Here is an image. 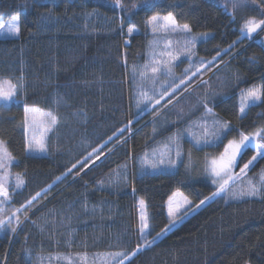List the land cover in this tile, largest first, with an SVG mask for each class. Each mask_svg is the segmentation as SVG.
<instances>
[{
	"label": "trees",
	"instance_id": "trees-1",
	"mask_svg": "<svg viewBox=\"0 0 264 264\" xmlns=\"http://www.w3.org/2000/svg\"><path fill=\"white\" fill-rule=\"evenodd\" d=\"M122 2L125 10L111 0H0V18H20L19 36L0 39V79L22 85L7 106L0 103V139L14 157L10 170L24 180L21 188L9 189L8 205L13 212L41 193L28 220L17 213L21 223L14 222L15 236L0 239V264H56L59 256L81 254L131 255L143 244L140 200L149 209L153 238L169 223L167 202L176 190L188 195L194 207L216 192L207 172L212 152L229 136L264 126V102L251 105L244 115L238 111L239 92L264 85V31L259 30L222 55L212 68L210 88L202 85L190 95L182 87L172 104L165 101L155 112L143 114L136 107L132 68L146 61L151 16L171 12L196 33L213 32L196 47L199 58L210 60L239 39L246 17L240 9L227 3L225 11L220 6L224 0ZM256 9V15L264 16ZM132 25L139 32L126 43L124 33ZM206 92L209 107L233 129L217 146H198L184 134L204 113L199 102ZM25 107L58 115L59 126L49 134L42 156L26 150ZM130 120V130L121 135ZM175 133L183 137L188 153L177 170L143 171L142 157ZM94 148L103 153L99 161L93 165V156L88 167L81 171L77 164L62 182H55ZM254 154L252 147L244 151L236 171ZM250 170L257 180L264 158ZM125 264H264V188L259 196L209 199Z\"/></svg>",
	"mask_w": 264,
	"mask_h": 264
},
{
	"label": "snow or ice",
	"instance_id": "snow-or-ice-1",
	"mask_svg": "<svg viewBox=\"0 0 264 264\" xmlns=\"http://www.w3.org/2000/svg\"><path fill=\"white\" fill-rule=\"evenodd\" d=\"M111 2L113 3L114 7L125 10V5L122 0H111ZM230 2L232 7L236 8L242 3H248L249 0H230ZM251 2L254 3L255 0H251ZM220 6L224 7L225 11H227L226 2L221 3ZM132 7L135 8L137 7V5L133 4ZM261 14L264 15V12H262ZM123 23L124 20L123 18H121V26H123ZM147 26L151 29L154 35H158L159 33L163 32L165 34V38L168 34L172 33H183L187 36V41L183 48L180 50H172V42L170 40H167V42L164 44V50L159 53V56L161 58L156 59L155 57L157 54L153 52L151 54V63L144 66L145 70H150V72L153 74L151 79L153 80L154 84L157 82L156 74H163L166 77L172 78V83L166 85L161 84V91L159 93H156L155 91H153L152 94H149L147 91H141L140 93H138L136 97L137 109L140 111H147L148 109H151L155 112L157 111V107L161 105V101H165L166 98V104H172V98L178 91L181 90L182 86L183 93H187L189 92V90L195 91L196 88H199L202 85L208 86L210 88L211 85L209 84V81L203 79L204 73L212 71L213 66L217 64L218 60L222 62V55H227L229 52H231V50L245 37L248 39H252L253 34L258 33V30L264 31V19H257L255 17L246 19L239 28L240 37L238 40L233 41L232 44H230L225 49L217 50L216 55L213 56L210 60H204L203 58H201L198 61H193L191 59V57L195 55L193 49L195 48L198 40H204L208 38V33L192 35V28L190 27V25L187 23L183 24L182 26L178 25L174 15L171 12H169L165 16H160L159 14L151 16L147 20ZM136 31L137 29L134 25L129 26L127 28L126 35L128 37H132ZM19 33L20 26L18 16L11 17L8 23L0 21V36L18 37ZM126 43H128V41H126ZM155 43L156 46H158V42ZM181 55L187 56L190 63L189 67L184 69L183 77L177 78L172 71V67L173 63L179 60ZM252 59L255 58L253 57ZM135 71L136 69L133 68V72ZM140 76L142 79H147L145 71H141ZM177 79L179 80V83H176ZM21 86L22 85L19 83H13L10 79L0 80V101L4 102L3 106H7V104L16 97L18 88ZM207 96L208 93L206 92L204 99H201L199 103L206 115L213 116L211 126H209L206 119L202 120V122L198 125V127L201 129V134L199 136L191 131V126L186 129L189 135L193 137L196 144H200L201 142L205 144H208L210 142H220L227 137L229 132L233 131L229 121H222L219 118H216V114L213 112V108L209 107ZM181 98H183V96H181ZM259 102H264V85H253L252 87H249L247 89H242L239 92L238 111L241 115H243L246 113V109H248L251 105H255ZM177 103H179L178 100ZM141 105H144V108H141ZM24 112L25 116L23 124L26 132V150L36 153L46 152L48 148L49 134L53 133L58 128L60 123L58 115L53 113L52 111L45 112L35 107H25ZM136 122L138 123V121ZM133 123L134 122L130 120L128 122V125L119 130L120 134L123 135L125 131H129L130 126ZM29 131H31L32 133L31 138H29L27 135ZM179 138L180 137L178 134H174L169 138V144L165 145L169 153H171L172 151L171 146H175V155L177 158L181 156ZM111 140L112 137H109L108 141H105L104 145L101 147L106 146L107 143ZM124 143H127L126 139L124 140ZM249 147L254 148L255 154L252 155L251 158L243 164V167H240L239 173L235 175L231 174L232 169L238 166V157H241L244 151H246ZM101 155H103L102 151L94 148L83 161L73 163L62 177H56L55 182H62V180L66 178L67 174L72 173L73 169H77V164L80 165L81 171L83 170V168L88 167V161L91 160L93 156H95V160L93 161L94 165L95 161L100 160ZM258 158H264V126L258 127L254 132L248 134L240 132L238 140L235 138L228 140V143L225 145L224 150L222 153H220L219 157H213L208 163V171L210 175L215 178L213 180V183H218V187L216 192L212 194V197H205V200L214 198L221 193L226 192L232 195L233 198L257 196L261 192L262 188H264V185L258 188L253 182L249 181L246 188H241L238 192H231L230 182L239 180L241 176H244L250 166L253 165ZM143 159H148L147 154ZM13 160L14 157L8 151L5 141L0 140V169L3 170V173L0 174V204H6L12 199V195L10 194L7 187V179L10 175L9 165H11ZM167 162L169 165H173L175 163V161L171 159L170 155ZM164 163L165 160L161 158L159 160V164L163 165ZM151 167L153 169H156L158 165L152 164ZM77 175H79V171L77 172ZM260 179L264 180V175H261ZM15 180L16 188H20L24 185V180L21 174H16ZM52 186L53 185H49L48 189H45V193L50 190ZM40 196L41 193L37 192L35 196H32L31 199L26 202V204L21 205V207L19 208H16L15 211L7 216V218H5L3 215H0V227L5 226L6 224L11 226L14 222L19 226L21 221L17 213L20 212H23L25 220H28L29 211L33 209L34 202ZM173 196L182 197L184 204L182 205L178 203L174 208L172 197L169 198V223L151 240L147 238L151 234V230L149 217L146 214L145 201L140 200L138 202L140 207V223L138 231L140 234V239L143 240V244H138L136 251L132 252L131 255H128L125 252L108 253L107 255L111 258L110 264H125L126 261L130 262L132 257H134L142 248L155 244L157 239L165 235L167 231H171V228L175 226L176 222L182 219V216L179 214L181 208L184 207V205H191V201H189L188 198L183 195V193H174ZM205 200H201L200 203L195 206L196 209L203 205L205 203ZM188 211H191V209L185 208L183 214L187 215ZM0 213H3L2 208H0ZM11 231L15 232L16 229L11 228Z\"/></svg>",
	"mask_w": 264,
	"mask_h": 264
},
{
	"label": "rangeland",
	"instance_id": "rangeland-1",
	"mask_svg": "<svg viewBox=\"0 0 264 264\" xmlns=\"http://www.w3.org/2000/svg\"><path fill=\"white\" fill-rule=\"evenodd\" d=\"M261 1H264V0H255L254 3L251 2V0H249L248 3H242V4H240L237 7L238 9H240L239 11L242 14L244 13V16H246V17L243 16L245 18L244 21L246 19L250 18V17H255L257 19H264V16L261 17V16H258V15L255 14V12L258 11L256 9V7L257 8H261V10H260L261 13L264 12V8H262L260 6L261 5ZM224 2L228 3V5L231 4L230 0H224ZM160 16H165V15H160ZM0 21L8 23L10 20H6V19L4 20L3 18H0ZM243 22H242V24H243ZM177 24L180 25V26L183 25V24H181L178 21H177ZM19 25H20V18H19ZM135 28L137 29V31L133 34V36L136 35V33L139 32V29L137 27H135ZM126 32H127V29L125 30L124 34H125V38L129 42L130 37H128L126 35ZM148 32L150 33V35H149V43H148L149 47H148V51L146 53V55H147L146 56V61L144 63H140V64H138L136 66H133V68L136 69L135 72H133V68H132V75H133V78L135 80V84H136V88H137L135 99H136L138 93H140L141 91H147L149 94H152L153 91H155L156 93H159L161 91V84H165L166 85V84L172 83V78L166 77L163 74H156L157 82L155 84L153 83V80L151 79L153 74L150 72V70H145V68H144V66L146 64H150L151 63V61H152V55L151 54L153 52H155L157 54L155 58L156 59H160L161 57L159 56V53L164 50V44L167 42V40H170L172 42V50H174V51L182 49L183 46L185 45L186 41H187V36H186V34H183V33L168 34L167 37L165 38V34L163 32L159 33L158 35H154L149 27H148ZM202 33H208V38L213 36V32L212 33L211 32H202ZM198 34H200V33H196L194 31H192V35H198ZM261 34H264V32L261 33ZM254 35L255 34H253V36ZM6 38H11V37L0 36V39H6ZM12 38H14V37H12ZM201 41L202 40H198L197 43H196L195 48L193 49V52L195 53V55L191 57V59L193 61H198V60L201 59V58H199L197 56V53H196V47H197L198 43H200ZM155 42H158V46H156ZM203 59L204 60H209V59H205V58H203ZM189 63H190V61H189L188 57L185 56V55H181L180 59L173 63L172 71H173L175 77L182 78L183 77V73H184V69L189 67ZM214 70H216V68H214L212 71H209L207 73L205 72L204 76H203V79H205L207 81H210V77L213 75L212 73L214 72ZM141 71H145L147 79H142L141 78V76H140V72ZM0 80H3V79H0ZM176 83H179L178 79L176 80ZM182 87H181V89H182ZM169 91H170V89H169ZM178 92H180V91H178ZM187 93H189L190 95H193V94L195 95L196 94L195 91H191V90H189V92H187ZM157 98H158V96H157ZM179 98H181V97H179ZM179 98H177V99H179ZM166 100H167V98L165 99V101ZM165 101H161V104H163ZM0 103H4V102L0 101ZM159 106H161V105H159ZM141 108H144V105H141ZM150 111H151V109H148L147 111H140V112L144 114V113H148ZM247 111H248V109H246V113H247ZM216 118H219L220 120H222L220 117L217 116V114H216ZM204 119H206L208 121L209 126H211V122H212L213 116L206 115L205 112L202 114V116L199 117L198 120H196L194 123L189 125V126H191V131L193 133H195L196 135H198V136L201 134V129L198 127V125ZM189 126H187L185 128V130L188 129ZM175 134H177V133H175ZM184 134H186V136L196 144L195 140L193 139V137L191 135H189L188 131H185ZM27 135H28L29 138H31V135H32L31 131H29L27 133ZM234 138L238 140L239 139V135L229 136L227 138V140L223 139L222 141H220V142H223L225 140L224 141V145H223L222 148H218L215 151H213L212 152L213 155L208 157V159H207V161H208L207 162V172H209L208 171V163H209V161L213 157H219L220 153L223 152L225 145L228 143V140L234 139ZM182 139H183V137H181V140ZM181 140L179 138V144H180V149H181V156L179 158H177L176 155H175V146L174 145L171 146L172 147V151H171V153H169V151L165 147V145L169 144V142H167L162 147H158L156 149H153L148 154L146 153L147 157H148L147 160L143 159L146 154L142 157V160H141V163H140L142 165V170L143 171L152 172V173L153 172H164V171L175 172V170H177V168L179 167L181 162L186 158V155H188L187 151L184 152L185 143L183 141H181ZM210 140H211V138H210ZM218 143L219 142H210L208 144H211V145L213 144V145L217 146ZM197 145L198 146H205L206 144L201 142L200 144H197ZM29 153L31 155L34 154V155L42 156L46 152H44V153H36V152H30L29 151ZM169 155L171 156V159L175 161V163L173 165H169L168 162H167L168 159H169ZM161 158H163L165 160V163L163 165L159 164V160ZM238 161H237V164H238ZM152 164H157L158 167L156 169H153L151 167ZM253 165L250 166V168L247 170L246 174L244 176H241L239 180H234V181L230 182V191L231 192H238V191H240L241 188H246L248 186V182L249 181L253 182L258 188L261 187L262 185H264V180L260 179L261 175H264V170H262V172L260 173L259 178L257 180L255 179V175H252V174L249 175V173L251 172L250 169H251V167ZM9 172H10V175L8 176V179H7V187H8V189H13V188L19 189V188H16V186H15L16 185V180H15L16 174L12 170H10V165H9ZM2 173H3V170L0 169V174H2ZM237 173H239V171H236V167L233 168L231 174L235 175ZM214 179L215 178L213 176H211L212 183H213ZM219 182H222V181H219ZM214 186L217 188L218 187V183H214ZM175 193H183V192H182V190L178 189V190H176ZM221 194H229V193L226 192V193H221ZM183 195L185 197H187L189 201H191V199L188 197V195H185L184 193H183ZM259 195H260V193L257 196H259ZM210 197H212V196H210ZM245 197H247V196H245ZM39 198L40 197H38L37 200ZM208 201H209V199L206 200L205 203L208 202ZM172 202H173V207L174 208L176 207V205L178 203L182 204V205L184 204L183 198L180 197V196H173L172 195ZM8 203L0 204V208L3 209V213H0V215H3L5 218H7V216L12 213ZM35 203L36 202H34V204ZM145 205H146V214L149 217L150 230H151V232H153L152 222H151V218H150V213H149V209L147 208L146 202H145ZM167 207H168V202H167ZM138 208H139V215H140V207H139V205H138ZM185 208H190L191 209V211L187 212V215L183 214ZM196 210L197 209H196V207L193 206L192 201H191V205H184V207L181 208V211L179 213L182 216V219L178 220L177 222H179L181 220H184L188 216V214L193 213ZM20 213L22 214V216L24 218L23 212H20ZM167 216H168V208H167ZM24 220H25V218H24ZM177 222H176V224H177ZM11 228H15L16 229V224L13 223L11 226L6 224L5 226L0 227V239H3L4 237H14L15 236L14 234H15L16 231L12 232ZM149 237H150V235L147 238H149ZM162 237L163 236H161L160 238H162ZM151 239L152 238H149V240H151ZM159 239H157L156 241H158ZM146 247H148V246H145L144 248H146ZM144 248H142V249H144ZM107 254L108 253L92 254V255L81 254V255H75V256H71V255L70 256H59V257L55 258V263L56 264H110V259L111 258Z\"/></svg>",
	"mask_w": 264,
	"mask_h": 264
},
{
	"label": "crops",
	"instance_id": "crops-1",
	"mask_svg": "<svg viewBox=\"0 0 264 264\" xmlns=\"http://www.w3.org/2000/svg\"><path fill=\"white\" fill-rule=\"evenodd\" d=\"M19 36V35H18ZM14 38H17V37H14Z\"/></svg>",
	"mask_w": 264,
	"mask_h": 264
}]
</instances>
